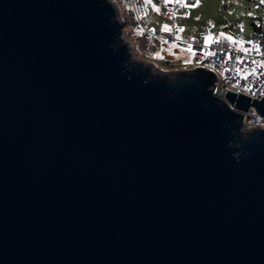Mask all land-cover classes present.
<instances>
[{
	"label": "water",
	"instance_id": "water-1",
	"mask_svg": "<svg viewBox=\"0 0 264 264\" xmlns=\"http://www.w3.org/2000/svg\"><path fill=\"white\" fill-rule=\"evenodd\" d=\"M123 26L0 0V264H264V97L136 59Z\"/></svg>",
	"mask_w": 264,
	"mask_h": 264
},
{
	"label": "rangeland",
	"instance_id": "rangeland-1",
	"mask_svg": "<svg viewBox=\"0 0 264 264\" xmlns=\"http://www.w3.org/2000/svg\"><path fill=\"white\" fill-rule=\"evenodd\" d=\"M111 1L119 7L124 34L132 44L134 57L166 72L193 69L207 64L196 61L187 49H181L182 53L176 59H172V49L162 52L163 54L157 51L156 44L158 46L160 40H163L160 33L164 25L182 28L180 35L186 38L204 33L208 38L216 39L222 34L235 32L242 34L245 40H252L255 38L253 15L259 10L264 18V0H197L193 6L184 3L174 17L164 9L166 0H143L148 26L142 28L131 18V13L134 12L132 0ZM245 122H248L246 117Z\"/></svg>",
	"mask_w": 264,
	"mask_h": 264
},
{
	"label": "built area",
	"instance_id": "built-area-1",
	"mask_svg": "<svg viewBox=\"0 0 264 264\" xmlns=\"http://www.w3.org/2000/svg\"><path fill=\"white\" fill-rule=\"evenodd\" d=\"M193 6L197 0H166L165 9L173 17L183 4ZM134 12L131 18L136 25L146 28L145 8L142 0H132ZM170 32L161 31V38L171 46L182 49L191 48L193 58L205 62L208 68L217 75L214 94L227 102V92L243 94L254 99L264 97V39L245 40L242 34L228 32L216 39L208 38L202 33L199 36L186 38L180 35L179 27H169ZM154 32V31H153ZM179 36V39L176 37ZM227 37H231L228 40ZM207 38V39H206ZM214 53V55H212ZM206 66V67H207ZM255 69V71H253ZM246 114L249 127L264 128V117H260L253 108Z\"/></svg>",
	"mask_w": 264,
	"mask_h": 264
},
{
	"label": "trees",
	"instance_id": "trees-1",
	"mask_svg": "<svg viewBox=\"0 0 264 264\" xmlns=\"http://www.w3.org/2000/svg\"><path fill=\"white\" fill-rule=\"evenodd\" d=\"M165 11H166V9H165ZM253 16H254V20L252 22V28L254 31L255 38L264 39V18L262 17V15H260L259 10L256 11V14H254ZM219 37H221V36H219Z\"/></svg>",
	"mask_w": 264,
	"mask_h": 264
},
{
	"label": "crops",
	"instance_id": "crops-1",
	"mask_svg": "<svg viewBox=\"0 0 264 264\" xmlns=\"http://www.w3.org/2000/svg\"><path fill=\"white\" fill-rule=\"evenodd\" d=\"M152 31H154V30H152ZM159 47H161V48H159ZM156 48H158L157 51L159 50V52H161V53L167 52L169 49H172V53H173L172 59H176V56H178V55H180V53H182V51H181L182 48H178L176 46L168 45L164 40H160L159 45L157 46V44H156Z\"/></svg>",
	"mask_w": 264,
	"mask_h": 264
},
{
	"label": "snow or ice",
	"instance_id": "snow-or-ice-1",
	"mask_svg": "<svg viewBox=\"0 0 264 264\" xmlns=\"http://www.w3.org/2000/svg\"><path fill=\"white\" fill-rule=\"evenodd\" d=\"M156 10L159 11V9H156ZM162 31L170 32L171 29L168 27V25H164L163 28H162ZM179 31L182 32L183 29L181 28V29H179ZM176 39H179V36H177ZM206 39H207V38H206ZM227 39H228V40H231L232 38H231V37H227ZM188 50L191 51V48L189 47ZM157 55H159V54L157 53ZM212 55H214V53H212ZM161 58H162V57H161ZM261 66H264V65H261ZM253 71H255V69H254Z\"/></svg>",
	"mask_w": 264,
	"mask_h": 264
},
{
	"label": "bare ground",
	"instance_id": "bare-ground-1",
	"mask_svg": "<svg viewBox=\"0 0 264 264\" xmlns=\"http://www.w3.org/2000/svg\"><path fill=\"white\" fill-rule=\"evenodd\" d=\"M217 96V95H216ZM244 117H246V114L244 115ZM246 129H249V128H254V127H249L248 125H246Z\"/></svg>",
	"mask_w": 264,
	"mask_h": 264
}]
</instances>
